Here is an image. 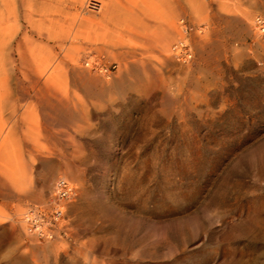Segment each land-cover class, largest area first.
<instances>
[{
	"label": "rangeland",
	"instance_id": "1",
	"mask_svg": "<svg viewBox=\"0 0 264 264\" xmlns=\"http://www.w3.org/2000/svg\"><path fill=\"white\" fill-rule=\"evenodd\" d=\"M259 15L264 0H0V264H264ZM61 179L76 195L38 241L22 217Z\"/></svg>",
	"mask_w": 264,
	"mask_h": 264
},
{
	"label": "built area",
	"instance_id": "2",
	"mask_svg": "<svg viewBox=\"0 0 264 264\" xmlns=\"http://www.w3.org/2000/svg\"><path fill=\"white\" fill-rule=\"evenodd\" d=\"M181 28L184 35L190 32V27L181 21ZM255 35L264 40V16H256L252 23ZM172 58L178 63H186L191 58V46L188 38L174 46ZM108 72V69H104ZM76 195V188L67 180L61 179L56 182L53 190V201L51 210L35 208L28 216L23 217L27 233L38 241L52 240L56 233V226L63 221L66 210V203Z\"/></svg>",
	"mask_w": 264,
	"mask_h": 264
},
{
	"label": "bare ground",
	"instance_id": "3",
	"mask_svg": "<svg viewBox=\"0 0 264 264\" xmlns=\"http://www.w3.org/2000/svg\"><path fill=\"white\" fill-rule=\"evenodd\" d=\"M254 20V19H253ZM253 20H252V23H253ZM180 27H181V22H180ZM182 29V28H181ZM183 33H184V31H183ZM185 39V37H183V38H180L172 47H171V49H170V53H171V56H172V53H173V48H174V46H176L177 44H179L180 42H182V40H184ZM34 210V209H33ZM33 210H30V211H28V212H26L24 215H23V217H25L26 215L28 216V214L30 213V212H33ZM23 217H22V223L24 224V226H25V229H26V225H25V223H24V221H23ZM26 232H27V229H26ZM28 234V233H27Z\"/></svg>",
	"mask_w": 264,
	"mask_h": 264
}]
</instances>
